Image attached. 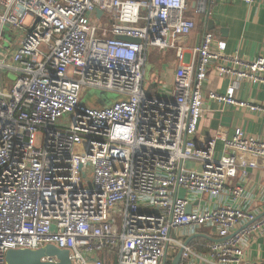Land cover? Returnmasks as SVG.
<instances>
[{"label": "built area", "instance_id": "1", "mask_svg": "<svg viewBox=\"0 0 264 264\" xmlns=\"http://www.w3.org/2000/svg\"><path fill=\"white\" fill-rule=\"evenodd\" d=\"M215 1H200L196 14ZM187 9V0H0V264L10 250L49 245L72 264H105L102 255L172 264L180 250V264H195L205 260L187 242L204 228L217 234L212 264H251L245 249L264 236V216L199 202L238 200L234 179L255 168L242 156L264 158V141L237 128L218 158L215 139L195 138L206 99L264 114L236 97L242 82L264 84V59L227 56L206 33L183 64L179 42L197 27ZM151 50L175 51L172 86L147 85ZM214 63L226 95L204 90ZM91 88L120 99L88 108Z\"/></svg>", "mask_w": 264, "mask_h": 264}, {"label": "crops", "instance_id": "2", "mask_svg": "<svg viewBox=\"0 0 264 264\" xmlns=\"http://www.w3.org/2000/svg\"><path fill=\"white\" fill-rule=\"evenodd\" d=\"M200 1L202 0H187L186 16L194 19L197 27L179 42L187 52L183 64L192 60V49L200 45L206 33H211L216 40L226 44L227 56H238L249 61L264 59V0H255L253 4L216 0L206 14L199 15L196 14L195 9ZM208 21L212 22L211 25ZM149 59L148 63L155 74V79L147 85L162 83L172 86L175 71L181 64L175 51L167 50L160 53L157 50H151ZM227 65L231 64L227 63ZM216 67V63L212 64L204 83V90L207 94L226 95L229 80L220 77ZM236 97L239 101L250 102L254 106L264 108V84L242 82ZM98 106L101 107L102 103ZM237 128L243 129L249 137L264 141V114L206 99L195 139L200 145L215 139L216 153L220 157L223 155L225 141L233 138ZM242 158L251 166H255L248 169V176L245 179L242 180V177L238 176L233 181L234 185H240L243 188L242 196L236 201L232 197L224 196L222 199L209 203L199 202L200 206L207 204V207L208 205L213 207L227 203L244 211L254 212L258 217L264 216V158L254 155H245ZM195 167L197 168L196 165ZM191 239L194 241L189 240L188 244L191 245L192 242V246L202 254L205 260L198 259L195 264H212L214 260L208 255V245L217 240L216 230L204 228ZM245 253L251 264H264V236H252Z\"/></svg>", "mask_w": 264, "mask_h": 264}, {"label": "water", "instance_id": "3", "mask_svg": "<svg viewBox=\"0 0 264 264\" xmlns=\"http://www.w3.org/2000/svg\"><path fill=\"white\" fill-rule=\"evenodd\" d=\"M97 15L101 16L102 12L97 10ZM212 22L208 21V24L211 25ZM124 41L137 42L140 43V40L131 39L127 37L120 38ZM106 104L103 102L102 107ZM187 213H191V206L187 209ZM196 238V237H195ZM192 240V239H190ZM189 242H187L188 244ZM183 250H180L173 260L172 264H180L182 259ZM56 258L58 263L54 262H43L44 258ZM7 264H72L69 251L60 250L55 246H46L39 250H10L6 254ZM166 263V260H165Z\"/></svg>", "mask_w": 264, "mask_h": 264}, {"label": "rangeland", "instance_id": "4", "mask_svg": "<svg viewBox=\"0 0 264 264\" xmlns=\"http://www.w3.org/2000/svg\"><path fill=\"white\" fill-rule=\"evenodd\" d=\"M4 36L9 41H12V38H14V36L10 32H5ZM146 71H147V73H146V82L149 83V82L154 81L155 74L152 71L149 63H148V67H147ZM10 79L14 80V76H10ZM6 87L7 88H11L12 85L9 82H6ZM82 96H83L82 103L85 106H87L88 108H97L98 104H99L98 103L99 99L106 101L108 105H110V104L118 101V99H120V95H118L117 93L106 91V90H101V89H95V88L88 89V91L83 93ZM217 157L219 158V155ZM194 167H195V165H194ZM189 168L192 169L193 165L189 164ZM182 196H185L184 192L182 193ZM117 217L119 218V221H118V223L116 222V224L121 229V227H122V217L119 214L117 215ZM96 257H98L97 254H96ZM86 258L89 259L90 255L87 254Z\"/></svg>", "mask_w": 264, "mask_h": 264}, {"label": "trees", "instance_id": "5", "mask_svg": "<svg viewBox=\"0 0 264 264\" xmlns=\"http://www.w3.org/2000/svg\"><path fill=\"white\" fill-rule=\"evenodd\" d=\"M197 239H198V238H197ZM192 240L194 241V239H192ZM192 240H191V241H192ZM193 241H192V242H193ZM192 242H191V245H192ZM101 257H102V259H103V261H104L105 264H111V263H112L111 260H110L109 258H106V257H105V255H102Z\"/></svg>", "mask_w": 264, "mask_h": 264}]
</instances>
